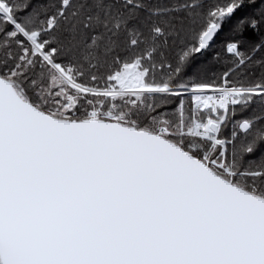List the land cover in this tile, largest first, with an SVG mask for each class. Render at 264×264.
Listing matches in <instances>:
<instances>
[{"label": "water", "instance_id": "water-1", "mask_svg": "<svg viewBox=\"0 0 264 264\" xmlns=\"http://www.w3.org/2000/svg\"><path fill=\"white\" fill-rule=\"evenodd\" d=\"M0 264H264V198L157 133L54 117L0 76Z\"/></svg>", "mask_w": 264, "mask_h": 264}, {"label": "trees", "instance_id": "trees-1", "mask_svg": "<svg viewBox=\"0 0 264 264\" xmlns=\"http://www.w3.org/2000/svg\"><path fill=\"white\" fill-rule=\"evenodd\" d=\"M0 76L58 117L111 119L159 133L217 174L264 198V0H0ZM233 46L234 49L229 47ZM137 62L145 84L166 90L104 94L115 72ZM57 69V70H56ZM234 89L226 110L198 107L194 86ZM189 89V90H188ZM97 117H100L98 114ZM212 119L207 139L189 136ZM194 142L196 150L186 147ZM227 168V170L224 169Z\"/></svg>", "mask_w": 264, "mask_h": 264}, {"label": "rangeland", "instance_id": "rangeland-1", "mask_svg": "<svg viewBox=\"0 0 264 264\" xmlns=\"http://www.w3.org/2000/svg\"><path fill=\"white\" fill-rule=\"evenodd\" d=\"M0 8H2L0 6ZM230 49H234L233 46L229 47ZM57 70V69H56ZM58 76H56L55 78L59 81L62 82L63 80H65L66 82H68L74 89L77 90H81V91H89L92 93H99V94H104L108 97H113V96H118V95H126V94H132V95H139L143 92H152V91H162V90H166L164 86H152L149 84H145L143 79H142V75L143 72L138 68L137 66V62H130L128 64L123 65V67L121 68V70L115 72V74L113 75L114 79H115V87H110L106 90H91V89H86L83 86H80L70 80H68L64 74L62 72H60L59 70H57ZM221 87H227L225 85H222ZM205 88H208L209 90L204 91ZM215 88V87H209V86H194L191 88V91H195V94L193 95V100L195 102V104L198 107H207V106H212L214 104L212 95L213 92L211 93V89ZM229 88V87H228ZM189 90V89H188ZM216 110H220L218 108L213 107ZM45 112V111H44ZM54 117L57 118H64V119H71L68 117H58L55 116L52 113L46 112ZM98 114L100 115V117H97ZM111 114L112 111L111 109H102L101 107H94L89 111V118H99V119H108V120H114L111 119ZM117 121V120H114ZM121 122V121H120ZM195 122L191 128V130H189L187 132V134L193 138H197L199 140L207 139L208 137H212V132H216L217 126H218V122L212 119L207 120L206 122ZM199 124H201V132H199V134H196L194 131V127H198L200 126ZM164 129V132L162 133V135H173V133L171 131H169L167 128L165 127H160ZM160 131V129H159ZM212 142H215V137L213 136L211 139ZM186 147H188L191 150H196L198 145L194 142H190V143H186ZM200 153H201V158L200 160L203 161L205 164L209 165H214L217 166L219 168H223L222 165V159L220 161H213L209 158V151H203V148L200 149ZM209 167V166H208ZM225 170H227V168L224 167Z\"/></svg>", "mask_w": 264, "mask_h": 264}, {"label": "built area", "instance_id": "built-area-1", "mask_svg": "<svg viewBox=\"0 0 264 264\" xmlns=\"http://www.w3.org/2000/svg\"><path fill=\"white\" fill-rule=\"evenodd\" d=\"M230 89L227 87H220V88H216L213 90V97H214V101L215 103L220 107V108H226L230 102H231V96H230ZM200 126L198 127H194V131L196 134H199V132H201V124H199ZM160 132L163 133L164 129L160 128Z\"/></svg>", "mask_w": 264, "mask_h": 264}]
</instances>
